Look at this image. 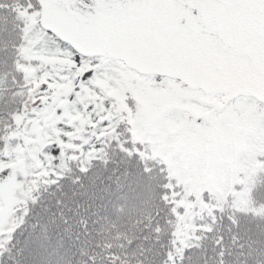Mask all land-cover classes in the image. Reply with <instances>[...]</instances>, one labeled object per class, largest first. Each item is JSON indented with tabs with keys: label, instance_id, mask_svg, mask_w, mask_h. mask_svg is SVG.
I'll return each instance as SVG.
<instances>
[{
	"label": "snow or ice",
	"instance_id": "6c2138e0",
	"mask_svg": "<svg viewBox=\"0 0 264 264\" xmlns=\"http://www.w3.org/2000/svg\"><path fill=\"white\" fill-rule=\"evenodd\" d=\"M0 264H264V0H0Z\"/></svg>",
	"mask_w": 264,
	"mask_h": 264
}]
</instances>
